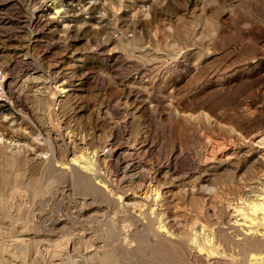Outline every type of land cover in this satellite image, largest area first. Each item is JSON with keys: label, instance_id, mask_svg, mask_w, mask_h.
<instances>
[{"label": "rangeland", "instance_id": "1", "mask_svg": "<svg viewBox=\"0 0 264 264\" xmlns=\"http://www.w3.org/2000/svg\"><path fill=\"white\" fill-rule=\"evenodd\" d=\"M14 1L23 8L28 7L24 9L29 15L41 6L56 19L53 33L42 34L41 42L29 46L27 57L38 68L37 79L28 78L20 68L14 74L19 89L30 99L34 116L21 113L6 96L0 95V127L7 131L0 138V155L14 160L6 165L0 158V169L7 175L5 184L0 185V201L24 200L11 211L13 215L21 212L20 216L30 223L27 231L13 232L10 217L4 218L0 236L25 239L38 234L37 231L42 233L36 238L45 239L50 230L53 236L63 235L57 231L66 224L74 232V239L79 236L90 243L68 264H207V260L198 258L186 245L160 234L156 226L162 220L175 232L181 229L188 233L198 223L199 231L202 225L207 226V232L227 229L233 211L230 203L237 202L239 189L237 181L231 182L232 176L250 170L264 171L261 158H264V0ZM54 5H61V11L54 12ZM13 16L12 12L0 11L3 65L15 57L14 49L25 43L31 32L24 19ZM155 25L163 27L168 34L169 46L155 44ZM1 63L0 82L4 79ZM63 87L68 91L62 92ZM126 100L132 112L123 108L122 101ZM135 103L144 108L136 109L132 106ZM40 124L66 134V141L76 138L77 155L83 148H88V152L96 148L109 154L111 138L116 136L124 141L131 130L133 136L138 134L149 140L147 154L155 162L164 164L173 153L193 162L182 170L193 173L192 180L202 169L203 153L214 144L217 150H222L248 141L253 154L237 173L228 164H221L218 174L212 176L214 189L203 186L202 191V186L196 185V200L184 211L177 212L182 215L178 217L170 212L166 214L158 205L156 215L150 211L149 203L140 198L130 200L136 206L131 210L102 200L84 199L79 189L75 186L70 189L69 182L60 179L54 180L51 192L41 201L20 188L30 180L51 181L61 167L56 160L66 162L69 171L80 165L71 164V154L57 150L55 139L45 136ZM16 173L20 174L17 181L13 179ZM223 181L227 184L223 185ZM54 196L61 197V201L54 200ZM193 213L190 218L184 215ZM58 219V223L62 220L66 223H55ZM145 222L152 229L150 234L141 231L140 224ZM110 224L115 230L111 240L104 236ZM64 235L71 238L68 248L73 246L71 232ZM94 235L105 240L93 238ZM153 246L166 248L168 260L164 262L153 255L150 249ZM8 248L11 254L7 257L11 259L18 249L11 244ZM33 257L35 252L30 250L25 259L14 257V264H33Z\"/></svg>", "mask_w": 264, "mask_h": 264}, {"label": "bare ground", "instance_id": "2", "mask_svg": "<svg viewBox=\"0 0 264 264\" xmlns=\"http://www.w3.org/2000/svg\"><path fill=\"white\" fill-rule=\"evenodd\" d=\"M61 5H54L53 8L56 9V11L54 10V12L56 13L60 12ZM40 7L41 6H39L34 12L32 11L33 13L29 15L27 13L28 11L25 10L28 9V7L27 8L24 7L25 8L24 9L23 6H19L17 2H15L14 0H0V11L1 10L9 11L12 12L13 15L19 17L20 19H24L22 20L23 23L25 24V26H27V29L30 28L31 30L29 36L25 38L26 39L25 43L23 42V44L20 47H16L14 49L13 53L15 57L10 59L9 61L7 60V62L4 63V65L0 62L3 65L2 69L4 70V75H3L4 79H2L3 80L2 82H0V87H1L0 90L2 92L0 95L6 96L13 105V107L20 110L21 113L32 116H34L35 113L34 108L30 104V99L28 98V95H25L20 90L21 88L19 89L20 85L18 83V79H16V76L14 74L16 73L18 68H20V71L22 70L26 71V73L28 74V78H33V80L34 79L36 80L38 77L36 75L38 68L32 66L30 63V59L27 57L30 55L29 46L31 45L32 47V44L39 42L41 40L42 34L47 36L52 34L53 23L55 22L56 19L55 16H51V15L49 16L46 13V11ZM23 13L28 14V16L26 15L24 16ZM155 26H154L155 32L153 38L155 44L157 46H162V47L169 46L168 34L165 32L163 27H160L159 25H158L159 27L157 25ZM61 91L65 92L68 91V89H64L63 87ZM37 99L42 100V98L40 97H38ZM122 106L123 108L126 109V111L129 110L131 111V104L127 102V100L122 101ZM132 106L136 107V109L139 110L144 108V106L136 105V103L133 104ZM40 128L46 134L45 136H47L48 138L55 139V143L57 144L56 145L57 150L59 149L60 151L62 149L65 152V154L69 153L72 155V158L70 159L71 164L75 165V163L73 162H78L80 165L79 166L80 168L74 166V168H72V170L69 171L66 169V167L68 166L65 165L66 162L56 160L57 162H59L61 167L59 171H56V174L54 176L52 175L51 181L43 182L39 179L33 181L30 180L27 182L24 188H20L21 191H26L30 193L33 196V198L38 197L39 198L38 200L41 201L45 200L43 199L45 194L51 192L52 183L54 182V180L60 179L69 182L68 186H70V189H72V187L74 186L75 188L79 189L84 199H87L88 197L91 200H102L103 202L105 201L109 205H114L115 207H119L125 210H131L132 207L134 208L136 206H133L134 204H132L130 200H137V198H140V200H145L147 201V203H149V207L151 209L150 211L152 213H155V208L158 205V208L161 207L162 209H164L166 214L170 212V215L178 217V216H182L181 214H179L180 211L181 212L184 211L185 207H187L188 205L191 206L193 204V200H196L197 198L195 195L196 185L202 186L203 188L202 191L205 190V188L212 189L213 186H215V182H213L214 179L212 178V176L218 174L217 171L220 168H222L219 167L221 164L223 166L228 164V166L233 167L235 169L234 172L237 173L238 171L241 170L240 166L246 162V158L251 154H253V149L251 147V144L247 143L248 141L247 142L245 141L246 144L238 143L239 146L234 148L228 147L226 149L223 147L224 149L222 150L220 148H219L220 150H217L218 148H216V145L214 144L213 147L211 146L209 151L203 153L202 165L200 164L202 169L199 175L195 177V180H192L191 175L193 173L190 174V171L182 172V170H184L186 166H191L193 162L191 163V161H187V159L184 158L185 156L182 157L180 154H176V153H173L170 159L164 164L159 161L155 162V160L151 157V155L147 154V150L150 147V146L148 147V145H150L149 140L147 138L138 136V134H135L133 136L131 130L128 133L124 132L126 133L125 136L126 138L124 141H121L116 136L111 138V141L108 143L109 154L101 153V151L96 150V148L95 150L93 151L91 150L90 152H88L87 150L88 148L84 149L82 147L83 150L81 148L80 150L82 151L80 152L79 155H77L76 151L78 148L77 145L78 143L75 136H74L75 139H73L72 141L70 140L72 139L71 137L69 138L68 141H66L65 138L66 134L63 135L61 133H57L55 129L50 125L40 124ZM5 134L7 135V131L5 132L4 128L0 127V138L3 139ZM256 143L254 144L256 145ZM258 143H261V141ZM107 155L111 156V159H108ZM1 157L6 165H11V163L14 161L5 154L0 155V158ZM261 158L264 163L263 156H261ZM194 172H197V170ZM19 177L20 174L16 173L13 179L17 181ZM94 179L98 181L95 182ZM6 180H7L6 172L0 169V185H4ZM234 181H237V183L239 184V189L236 193L237 202L236 201L234 203L229 202L230 206H232L233 211L231 214L232 218L228 222L227 229L219 228L216 232H211V231L207 232L209 231V229L208 230L206 229L207 226L202 225L201 228L202 230L199 231L198 229L201 226L197 220V223L199 225L192 226L190 232L184 233V231L181 229H178L175 232L167 228V226L163 223L162 220H159L158 225L156 226L157 231L164 236L173 237L176 240V242L186 245L187 248H189L191 251L196 253V256L198 258L200 259L204 258L205 260H207V264H264V171L259 173L258 171L250 170V172L246 174H234V176H232L231 182ZM225 184L227 183L223 181V185ZM203 186H205V188ZM16 191H19L18 188H16ZM53 194H56V192H53ZM60 198L61 197L59 196H54V200L61 201ZM21 201L23 202L24 200ZM21 201L19 202H15L13 200L0 201V226L2 225L4 218L10 217V226L13 228V229L11 228L13 232L17 231L16 229L18 230L21 229L22 231H27L29 229V225H30L29 220L28 219L26 220L24 216L21 217L20 216L21 212L20 213L18 212V214L13 215L11 211V208L13 206L19 207ZM22 209L23 207L20 208V210ZM174 212L175 214H172ZM184 215L185 217L190 218L195 214L193 213L189 215L186 214ZM62 216L65 217V214H63ZM52 218H54L55 220V217ZM59 220L60 219L56 220L55 223H58L57 221ZM232 220L233 222H231ZM59 223L61 224L66 223V221L62 220ZM84 223L87 224V221ZM49 224L51 223L49 222ZM103 224L104 223H102V225ZM140 225H142L140 227H143L141 231H144L145 233L148 234L151 233L152 229L150 225L146 224V222ZM65 226L66 224L61 226L62 228L57 231L58 233L63 235L53 236V232H51L50 230V232L48 231V233H46L49 234L50 237L48 236V238L45 239H37L36 235L42 233L37 231L36 233L38 234H33L31 237L25 239H23V237L22 239H11L0 236V264H14L16 262V261L14 262V257L17 256L20 259H25L29 254L30 250H32L33 253L35 252V257H33L32 260L33 264H68V261L73 259L72 257L75 256L76 253L78 254L80 250L82 251L84 249L85 247L84 245L89 243V240L86 238L82 239V237L80 238L79 236H76L74 239L73 237L75 235L72 237V234H74V232L69 231L70 229H68ZM107 227H108V231H104L107 229ZM107 227L105 226L106 229L101 227L104 229L103 230L104 232L106 233L108 232V234H104V236L107 235L109 239L110 237L113 238L111 234L115 232V230L113 231V227L111 224L108 225ZM65 232L68 233L71 232V237L75 241L74 245L69 246V248L67 244H69L71 238L70 237L66 238L64 235ZM98 232L97 234H99ZM1 234L4 235V233ZM94 236L92 237L97 239H99L98 237H100L96 235ZM100 238L105 240L104 239L105 237L103 238V236ZM94 241L97 240L94 239ZM10 244L16 245L18 250L16 249L17 251H15V253L16 252L19 253V255H15V253L14 254L12 253V258H11L12 260L7 257L8 254H11L10 253L11 251L8 248ZM89 244H87L86 246H88ZM150 249L153 255L159 256L161 259H163L164 262L168 260L169 253L167 252L168 250L166 248L162 246H153L150 247Z\"/></svg>", "mask_w": 264, "mask_h": 264}]
</instances>
